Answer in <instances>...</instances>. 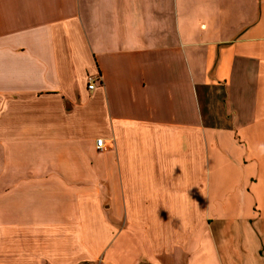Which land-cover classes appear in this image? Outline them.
<instances>
[{
	"label": "crops",
	"instance_id": "1",
	"mask_svg": "<svg viewBox=\"0 0 264 264\" xmlns=\"http://www.w3.org/2000/svg\"><path fill=\"white\" fill-rule=\"evenodd\" d=\"M0 264H264V0H0Z\"/></svg>",
	"mask_w": 264,
	"mask_h": 264
},
{
	"label": "built area",
	"instance_id": "2",
	"mask_svg": "<svg viewBox=\"0 0 264 264\" xmlns=\"http://www.w3.org/2000/svg\"><path fill=\"white\" fill-rule=\"evenodd\" d=\"M99 80V76L97 75H88L87 77V88L92 90L95 87L96 81ZM95 145L97 149H102L105 147V143L103 138H97L95 140Z\"/></svg>",
	"mask_w": 264,
	"mask_h": 264
}]
</instances>
